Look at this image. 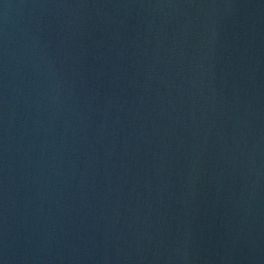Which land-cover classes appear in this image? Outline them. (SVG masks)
Returning <instances> with one entry per match:
<instances>
[{
  "label": "water",
  "instance_id": "water-1",
  "mask_svg": "<svg viewBox=\"0 0 264 264\" xmlns=\"http://www.w3.org/2000/svg\"><path fill=\"white\" fill-rule=\"evenodd\" d=\"M0 264H264V0H0Z\"/></svg>",
  "mask_w": 264,
  "mask_h": 264
}]
</instances>
